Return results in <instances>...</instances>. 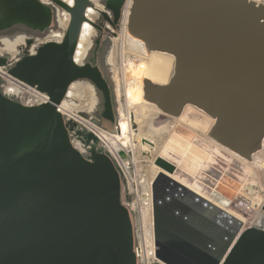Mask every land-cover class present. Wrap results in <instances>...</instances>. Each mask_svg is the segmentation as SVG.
Returning a JSON list of instances; mask_svg holds the SVG:
<instances>
[{
    "label": "water",
    "instance_id": "95a60500",
    "mask_svg": "<svg viewBox=\"0 0 264 264\" xmlns=\"http://www.w3.org/2000/svg\"><path fill=\"white\" fill-rule=\"evenodd\" d=\"M125 0H0V32L13 25L44 32L54 3L69 14L59 42L47 41L7 72L49 96L23 105L0 91V264H137L131 213L120 201L114 163L93 140L72 147L55 105L68 86L86 80L101 94L99 122L115 124L111 88L93 57L76 63L84 21L116 29ZM100 15L95 23L88 8ZM106 11H109L106 12ZM126 35L142 50L173 58L166 82L142 81V98L164 116L191 105L214 120L207 136L250 160L264 136V3L254 0H130ZM102 34L95 38L98 43ZM25 45L32 38L25 39ZM21 48V47H20ZM7 55L0 53V66ZM151 183L156 264H264V202L247 227L236 216L170 176L156 156Z\"/></svg>",
    "mask_w": 264,
    "mask_h": 264
},
{
    "label": "built area",
    "instance_id": "2783aa9c",
    "mask_svg": "<svg viewBox=\"0 0 264 264\" xmlns=\"http://www.w3.org/2000/svg\"><path fill=\"white\" fill-rule=\"evenodd\" d=\"M50 4L54 8V21L50 28L44 32H37L31 36L33 41L28 49L30 54L34 53L39 45L47 41L59 42L63 37L69 21V14L54 3ZM129 4V0H125L121 9V18L118 25L121 29L125 25L123 13L126 8L128 9ZM101 9H104L103 5ZM59 10L61 13L60 17H58ZM106 12L109 13V11ZM127 13L128 11L126 12V16ZM105 25L108 27V30H111L107 22H105ZM119 47V58L122 65L119 68H116V70L118 69V73L115 71L113 76L116 79L118 86L117 102L119 104L120 112H117V118L112 129H107L100 124L99 115L95 111V105L93 104L92 107H90L92 100H89L85 91L81 90L78 92L74 89L75 87H71L73 82L68 86L63 98L54 105L56 111L61 114L65 121L73 123V126L68 129L69 141L73 148L83 156L88 155L93 140L89 139L86 141L84 134L90 132L96 138L98 146L108 154L114 163L120 180V201L131 213L133 227V253L137 259V264H156L160 262V260L156 256L157 247L154 240L151 198V183L153 179H151L149 184L146 185L147 191L143 192L145 188L144 181H142L141 178L143 171L140 161L136 156V146L134 145L133 140H129V132L126 130L124 133L121 129V121L125 120L127 117L126 89L130 84L129 82L132 80H129L125 76L123 63L125 59L131 58L130 61L126 60L129 66L133 61L137 60V58L131 53L128 54V56H123L120 42ZM7 68L8 67L6 66H0V91L4 96L28 106L49 102V96L47 93L37 89L36 86L30 85L9 74ZM94 98L95 95L93 93V99ZM123 111L125 113H122ZM124 134H126V137ZM112 141H116L119 144L115 146ZM122 142H124V144ZM262 149H264V146ZM142 155L143 152L141 151L140 156ZM146 162H148V160ZM247 191L249 192V190ZM209 194L215 196L212 191H210ZM263 202L264 191L262 198H257L252 195L246 196L241 193L235 196V209L244 210L250 217V220H252L260 210Z\"/></svg>",
    "mask_w": 264,
    "mask_h": 264
},
{
    "label": "bare ground",
    "instance_id": "6f19581e",
    "mask_svg": "<svg viewBox=\"0 0 264 264\" xmlns=\"http://www.w3.org/2000/svg\"><path fill=\"white\" fill-rule=\"evenodd\" d=\"M70 1L71 0H65V2H70ZM91 1L95 4V6L97 8L101 6L100 0H91ZM254 1L264 3V0H254ZM129 2H130V0H129ZM127 11H128V9L126 8V10L123 13V17L125 18V20H126V12ZM60 14L61 13L59 10L58 11V17H60ZM96 14H97V12L93 8L89 7L87 10L86 16L90 20H93L95 18ZM60 20H61V18H60ZM93 31H94V29H93L92 25L90 24V22L84 21L82 28H81L78 44H77V47H76V50L74 53V60L78 64L81 63L82 56L84 55L86 48L90 42V38H91ZM23 36H21V37L24 38ZM21 37L18 36L12 40H4L3 39L4 45H3V48L2 47L0 48V52L12 53L15 50V45L22 41ZM23 41H24V39H23ZM120 45H121V51H122L123 56L126 55V53H128V54L131 53L137 58V60H139V63H137L136 66L133 68L134 76H135L134 77V85L129 87L128 93L126 94L128 97L127 98L128 99L127 111H126L127 118L125 120L121 121L122 131L124 133L126 130L129 132V134H128L129 140L130 141L133 140V143L136 146L137 159L139 161H144L146 163V161L148 160V157H152L154 155L162 157V156L169 154V153H172V154L175 153V154H177L176 155L177 157L179 156L178 159L176 160L177 164L178 163L180 164L181 162H183V163L185 162L186 164L191 165L190 167L193 171L194 170L196 171L197 169H200L201 167H206L209 164L207 160L211 159L210 158L211 153H210L209 149L207 147L206 148L205 147L199 148L197 145H195V143H193L192 141L183 139V137L180 134L175 133V132L174 133L172 132L171 134H168V135L166 134V131H165V133H162L163 135L166 134L165 139L162 138V139H164V140H162V142L163 141L164 142L163 143L160 142L161 144H159V146H157L158 150L157 151L155 150L156 152L154 151V147L156 144L155 136L157 134H159L160 132L164 131L166 128H164L165 124L163 125L160 123L157 125V122L155 120L150 121V119L147 117V114H149V112H154L153 115L157 116V117L158 116L162 117L164 115L153 104L143 100V98H142V85H143L142 81H143V79H150L152 81L159 82V83L166 82L168 77H169L172 65H173V58L170 55L162 53V52L149 51V52L145 53L142 50V46L137 41L130 39L126 35L125 25L121 29ZM110 59H111V56L109 55L108 61H110ZM131 72L133 73V71H131ZM86 83H88V82L86 81ZM88 84H90V83H88ZM80 86L81 85L79 83H74V84L72 83L71 84V87H75L74 88L75 90H78L80 88ZM82 91H85L87 93L90 101L92 100L91 104H90V107H92V105L94 104V101H93L94 99H93L92 92H91L90 88L88 87V85L86 88L82 89ZM165 117L168 120L169 119L172 120L173 123H176L177 121L178 122L179 121L184 122V124L192 126V129L194 127L193 130H195V128H198L199 130L201 129L203 135H207L209 128L214 124V120L212 118H210L209 116H207L206 114H204L203 112H201L200 110H198L197 108H195L191 105H186L183 108L182 112L177 117H169L166 115H165ZM146 122H147V125H145L146 126V128H145V126H142V123H146ZM190 129H191V127H190ZM163 135H160V136H163ZM124 136L126 137V134H124ZM207 140H209L210 147H213L215 153L221 151L222 153L231 155L236 160H240L241 162H245L247 164L256 163L258 160L257 156L259 155L260 152L254 154L250 160H246V159H243V158L237 156L235 153L227 150L226 148L220 146L215 141H213L211 138L208 137ZM124 142H122V143L124 144ZM112 143L115 146H117L119 144L116 141H112ZM261 144L263 147L264 146V136H263ZM141 151L143 152L142 156H140ZM168 156L169 155H167V157ZM140 164L143 165L144 163L143 164L140 163ZM144 166H145V164H144ZM180 166H181V164H180ZM150 168L152 169L153 167L150 166ZM153 171H154L153 175H155L160 170L158 169V166H157L153 169ZM184 171H186V170H184ZM143 173L144 172H142V174H141V176H142L141 178H142V181H144L143 183L145 185V188H144L143 192H145V191H147L146 185L149 184L150 180H147L145 182V178H144L145 176L143 175ZM146 173H148V172H146ZM170 176L175 179V177L172 174H170ZM180 183H182V182H180ZM193 183H194L195 187L187 186L184 183H182V184L187 186L189 189L193 190L194 192H196L197 194H199L200 196H202L206 200L215 203L216 205H218L219 207H221L225 211L236 216L237 218L242 220L244 222V224H245V222H247L246 221L247 219L243 215H240V214L234 212L228 206L229 202H227V200L222 199L221 200L222 204L218 203V202L214 201L213 199H211L209 196H205L199 190V188L201 186L199 182L197 184L195 182H193Z\"/></svg>",
    "mask_w": 264,
    "mask_h": 264
},
{
    "label": "rangeland",
    "instance_id": "374dc122",
    "mask_svg": "<svg viewBox=\"0 0 264 264\" xmlns=\"http://www.w3.org/2000/svg\"><path fill=\"white\" fill-rule=\"evenodd\" d=\"M101 6L99 8H102V0H100ZM100 20V15L96 14L95 18L93 21L97 23ZM93 27V26H92ZM94 31L91 35V45L89 49H91V46L93 44V40L99 35L98 30L93 27ZM105 39V56H107V61H108V56H111L110 61L107 62L106 69H105V77L107 78V81L110 85L111 88V93H112V100L114 103V110H115V115L117 112H120L119 104L117 102V93H118V86L116 79L114 78L113 74H115L116 68H119L122 64L120 62V47H119V42L121 39V28L118 26L116 29L107 30L104 34ZM3 48V47H2ZM17 51V49H16ZM127 52V51H126ZM16 54V53H15ZM13 54V55H15ZM128 56V53H126ZM124 55V56H126ZM126 60H131V58L125 59L123 63V68H125V76L127 78L132 79L129 83L128 88L126 89V94L128 93V89L130 86L134 85V70L133 68L136 66L137 63H139V60H135L131 63V65L128 66V63ZM130 64V63H129ZM132 68V69H131ZM110 70V71H109ZM133 71V73L131 72ZM118 73V71H117ZM113 78V80H112ZM77 83H81L80 88L77 90L78 92L81 91L82 89L86 88L88 84H86V81H75ZM94 92V91H93ZM95 95V94H94ZM98 99L100 98L98 93L95 95ZM127 96V95H126ZM79 97V96H78ZM128 98V97H127ZM128 101V99H127ZM122 113H125L124 111ZM154 112H149L147 114V117L150 119V121L155 120L158 124H165L166 128L164 131L160 132L155 136V147L154 151L158 150L160 142L165 139L166 134H171L172 132L180 134L183 139L192 141L197 145L199 148H208L211 156L208 161V165L206 167H201L200 169H197L196 171L191 169V165L186 164L185 162H181V166L178 163L177 164V159L178 157L176 156L177 154L175 153H169L164 156L163 158L167 159L168 161L172 162L177 168L175 171L172 173V175L175 177L176 180L179 182L184 183L187 186L190 187H195L194 183L196 184L199 182L200 183V188L199 190L205 195L209 196L211 199L214 201L221 203L222 204V199L227 200L229 202V207L236 213L243 215L247 220L245 224H243V227H247L251 220L248 214L242 210V209H235V196L238 194H245L246 196H256L257 198H262L263 196V191H264V149H261L258 157V160L256 163H251L247 164L245 162H241L240 160H236L233 158L231 155L225 154V153H220L216 154L213 147H210V142L207 137V135H203L202 130L186 125L184 122H176L173 123L172 120H162L159 116H154ZM127 118V117H126ZM125 118V119H126ZM147 125L146 123H142V126ZM189 126V127H188ZM191 127V129H190ZM146 128V126H145ZM166 134H162L165 133ZM202 133V134H201ZM163 135V136H160ZM159 139H158V138ZM207 139H206V138ZM164 138V139H162ZM189 138V139H188ZM158 139V140H157ZM208 141V142H207ZM164 142V141H163ZM162 142V143H163ZM156 148V149H155ZM155 151V152H156ZM167 155H169L167 157ZM157 155H154L152 157H148V162H142L144 163L142 166V171L144 172L143 175L145 176V181L153 179V169L157 167L154 164V158ZM173 157V158H172ZM153 159V160H152ZM172 159V160H171ZM257 159V158H256ZM230 161V162H229ZM185 164V165H184ZM154 165V166H153ZM153 167L152 169L150 168ZM185 166V167H184ZM144 168V169H143ZM183 168V169H182ZM146 169V170H145ZM149 169V170H148ZM151 169V170H150ZM158 169L161 171V169L158 167ZM186 170V171H184ZM189 170V171H188ZM148 173H146V172ZM152 171V172H151ZM159 171V172H160ZM190 172V173H189ZM193 173V174H192ZM149 174V175H148ZM192 174V175H191ZM153 175V176H152ZM149 178V179H148ZM198 182H197V181ZM202 183V184H201ZM249 190V192L247 191ZM212 191L214 192L215 196L209 194V192ZM249 222V223H248Z\"/></svg>",
    "mask_w": 264,
    "mask_h": 264
},
{
    "label": "flooded vegetation",
    "instance_id": "af4514ba",
    "mask_svg": "<svg viewBox=\"0 0 264 264\" xmlns=\"http://www.w3.org/2000/svg\"><path fill=\"white\" fill-rule=\"evenodd\" d=\"M107 30H108V27H106V25H104L103 30L101 32L98 31L99 34H102L101 39H100V41L98 43H96L95 39H94L93 40V44L91 46V49H89V47L91 45V39H90V42H89V44H88V46L86 48V51H85L84 55L82 56V60H81L82 63H85V62L89 61L90 57H93L92 64H96L100 68V70L102 71L103 74H105V69H106V65H107V56H105V49H104L105 39L106 38H103V37H104V34H105V32ZM35 33H37V31H33V30H30V29H27V28H25V27H23L21 25H13L12 27L0 32V48L3 47L4 40H12L15 37H18V36L21 37V36L24 35L23 36L24 38L21 37L22 41L15 45V50L12 53H10V52H0V53H3V55H7L8 56V60H7V63L5 65L6 67L11 66L15 60L20 58L23 55V50L24 49H26V53L27 54H30L28 49H29V46H30V44L32 42L28 46H26L24 41L27 38H32L31 36L33 34H35ZM23 39H24V41H23ZM16 49H17V51H16ZM13 54H15V55H13ZM80 80H76V81H80ZM74 83H77V82L74 81L73 84ZM79 84L81 85V83H79ZM86 84H88V83H86ZM88 87L90 88V90L92 92V96H93V93L95 95H96V93H98V95L100 97L99 99L96 96L94 98L95 111H96V113L98 115H100V112L102 110L101 94H100V92L98 90H95V88L93 87V85H91V83L88 84ZM113 106H114V103H113ZM116 118H117V114L115 115V121H116ZM220 153H221V151L217 152L216 154L220 155Z\"/></svg>",
    "mask_w": 264,
    "mask_h": 264
},
{
    "label": "crops",
    "instance_id": "0c3cea01",
    "mask_svg": "<svg viewBox=\"0 0 264 264\" xmlns=\"http://www.w3.org/2000/svg\"><path fill=\"white\" fill-rule=\"evenodd\" d=\"M168 120V119H167Z\"/></svg>",
    "mask_w": 264,
    "mask_h": 264
}]
</instances>
